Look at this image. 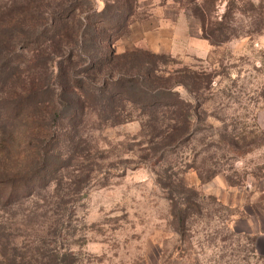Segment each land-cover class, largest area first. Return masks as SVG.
Wrapping results in <instances>:
<instances>
[{
	"label": "rangeland",
	"instance_id": "374dc122",
	"mask_svg": "<svg viewBox=\"0 0 264 264\" xmlns=\"http://www.w3.org/2000/svg\"><path fill=\"white\" fill-rule=\"evenodd\" d=\"M82 6L83 19L117 15L118 53L147 48L210 81L198 99L177 88L199 106L193 134L175 146L149 122L167 112L131 108L117 126L88 114L84 150L69 158L64 146V168L0 207V264L14 254L41 264L45 252L68 264H264V0Z\"/></svg>",
	"mask_w": 264,
	"mask_h": 264
},
{
	"label": "trees",
	"instance_id": "16d2710c",
	"mask_svg": "<svg viewBox=\"0 0 264 264\" xmlns=\"http://www.w3.org/2000/svg\"><path fill=\"white\" fill-rule=\"evenodd\" d=\"M83 2L0 0V207L29 198L64 168V146L72 147L69 158L84 150L78 138L88 114L117 126L132 120L131 108L167 112L149 121L164 147L193 134L199 103L177 88L194 96L208 74L147 48L118 53L120 19L111 17L114 25L102 13L83 19ZM170 62L179 66L166 68ZM15 155L24 159L18 168L8 161ZM8 261L31 264L16 254ZM41 264L68 263L45 252Z\"/></svg>",
	"mask_w": 264,
	"mask_h": 264
},
{
	"label": "crops",
	"instance_id": "0c3cea01",
	"mask_svg": "<svg viewBox=\"0 0 264 264\" xmlns=\"http://www.w3.org/2000/svg\"><path fill=\"white\" fill-rule=\"evenodd\" d=\"M153 52H156V51H153ZM156 53H158V52H156Z\"/></svg>",
	"mask_w": 264,
	"mask_h": 264
}]
</instances>
